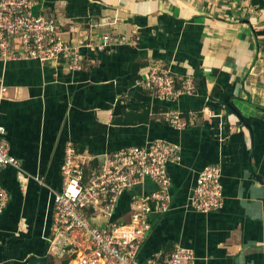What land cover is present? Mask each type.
<instances>
[{
	"label": "crops",
	"instance_id": "0c3cea01",
	"mask_svg": "<svg viewBox=\"0 0 264 264\" xmlns=\"http://www.w3.org/2000/svg\"><path fill=\"white\" fill-rule=\"evenodd\" d=\"M76 45L112 33L130 43L104 52L81 48V67L60 61H0V126L19 168L0 169L9 195L0 216V264H24L51 248L53 192L64 150L102 156L165 139L181 147L168 166L172 209L153 217L137 258L168 255L174 244L194 264H264V0H43ZM168 69L195 90L173 102L153 98L140 81ZM250 126L244 127L230 107ZM179 111L176 130L163 121ZM219 165L223 206L188 207L198 173ZM128 199L122 194L118 208ZM121 214V211L118 212Z\"/></svg>",
	"mask_w": 264,
	"mask_h": 264
},
{
	"label": "built area",
	"instance_id": "2783aa9c",
	"mask_svg": "<svg viewBox=\"0 0 264 264\" xmlns=\"http://www.w3.org/2000/svg\"><path fill=\"white\" fill-rule=\"evenodd\" d=\"M131 41L112 33L89 38L76 46L62 38L54 14L43 0H0V61H60L68 71L81 67L80 49L104 52ZM260 49L264 54V41ZM153 98L173 102L195 90L194 81L179 83L168 69L151 70L140 81ZM0 81V92H4ZM163 121L176 130L187 122L179 111H169ZM0 126V169H18ZM181 147L165 139L146 142L102 156L64 150L60 168L61 187L53 192L50 224L51 248L56 254L73 256L72 264H194V252L180 244L163 256L157 253L144 262L137 258L151 232V220L172 209L168 166L181 163ZM129 193L127 213H118L122 194ZM8 192L0 185V216L7 207ZM223 206L219 165H207L197 175L188 197L190 210L208 214Z\"/></svg>",
	"mask_w": 264,
	"mask_h": 264
},
{
	"label": "trees",
	"instance_id": "16d2710c",
	"mask_svg": "<svg viewBox=\"0 0 264 264\" xmlns=\"http://www.w3.org/2000/svg\"><path fill=\"white\" fill-rule=\"evenodd\" d=\"M42 1V0H41ZM128 199L129 203V197L130 194L129 193H125ZM128 209V204L127 206L122 209V208H118V212L121 211V213H127ZM48 251V246H45V253L42 256H31L29 258H27L26 262L24 264H72V258L73 256H69L67 258L64 259H59L57 257H53L51 255H49L47 253ZM3 264H16L14 262H4Z\"/></svg>",
	"mask_w": 264,
	"mask_h": 264
},
{
	"label": "water",
	"instance_id": "95a60500",
	"mask_svg": "<svg viewBox=\"0 0 264 264\" xmlns=\"http://www.w3.org/2000/svg\"><path fill=\"white\" fill-rule=\"evenodd\" d=\"M229 106V105H228ZM230 107V106H229ZM230 109L234 112V114L236 115V117L238 118V121L244 126V127H246L248 130H249V132H251V128H250V126L244 121V119L236 112V111H234V109L232 108V107H230ZM254 177H255V179L258 181V183L260 184V185H262L263 186V188H264V183L262 182V180L259 178V177H257L256 175H254Z\"/></svg>",
	"mask_w": 264,
	"mask_h": 264
}]
</instances>
